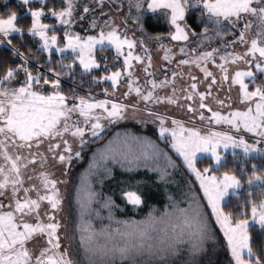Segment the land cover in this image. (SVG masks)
Here are the masks:
<instances>
[{"label": "snow or ice", "instance_id": "1", "mask_svg": "<svg viewBox=\"0 0 264 264\" xmlns=\"http://www.w3.org/2000/svg\"><path fill=\"white\" fill-rule=\"evenodd\" d=\"M4 3L0 264H212L209 246L224 264H264V0H18L27 25ZM129 120L152 135L108 134ZM141 169L119 196L148 210L118 217L96 184Z\"/></svg>", "mask_w": 264, "mask_h": 264}, {"label": "trees", "instance_id": "2", "mask_svg": "<svg viewBox=\"0 0 264 264\" xmlns=\"http://www.w3.org/2000/svg\"><path fill=\"white\" fill-rule=\"evenodd\" d=\"M3 0H0V13H3L5 11V3H2ZM8 5L10 6H14L16 7L20 13H21V20L20 22L27 25L30 22V18L24 13V8L21 4L18 3L17 0H10L8 3ZM160 24L162 25L161 29H157L154 28V30L156 31H167L168 29V25L161 21ZM25 40L27 41V45H30L34 50L38 47L37 43H35L34 39L30 36L27 35V33L25 34ZM25 45V47L27 46ZM5 53V49L4 47L0 46V54ZM13 60H15L16 62H18V60L16 58H12ZM44 59L43 54H41V60ZM34 63H36V61H32ZM32 64V63H31ZM33 67H35L32 64ZM78 75V74H77ZM80 77L78 76V79ZM64 81H62V85L64 87L65 90H67V88H75L77 91H79L80 93H84L87 89V83L85 85H80L78 83H74L73 79L71 77H65L63 78ZM83 79L87 82L88 81V77H83ZM100 86H93L94 91H98V88ZM125 129L130 130L132 132H136L138 134H141L140 131L143 132V129L140 124H131L130 126L128 124H124V125H115L113 128L110 129V133H108L109 135L115 133V131H124ZM145 131V130H144ZM144 133V132H143ZM150 133V135H152V132H148ZM153 139H155V136H153ZM175 158V156H174ZM228 161L231 162L232 161V157L231 154L228 157ZM200 162H202V164L208 163L209 158L206 159H200ZM260 160H257V163H260ZM86 165H83L82 163H79V165L77 166V168L75 169L74 172V176H73V180L77 181L78 175L79 173L83 170V167ZM236 167L237 169L239 168V162H236ZM140 173L143 174V169L140 170ZM140 173L139 175H135V177H133V179H139L140 177ZM99 179V178H97ZM176 179H181V176L179 174V172L176 174ZM121 180H126L125 177L117 175L115 179L111 180V181H105V183L101 186L99 184H96V188L98 191H103L104 193H107L109 195H113V198L117 201L118 204H121L122 208L124 209L123 212L121 211H117L116 215L118 217H134L135 219L141 218V216L148 210V206H144V208L142 210H133L131 208L130 205H125L124 201L120 198L119 196V188L121 187ZM149 189L146 188L145 191H148ZM153 192V191H152ZM242 195H243V190H242ZM232 205L237 204V200L235 197L230 198ZM161 198H156L155 196H152L150 198V204H155L157 207L158 205H160L159 202H161ZM162 204V203H161ZM74 204L69 203V208H70V214H69V218H70V223H72L75 219V212H74ZM233 210H235V208H233ZM102 212L106 213V210H102ZM106 219V218H105ZM103 221V223L107 224L108 220ZM95 223H97V225H99V221H94ZM253 232H254V236L256 237V242L259 243L260 242V232L258 227L253 226ZM222 235V233H221ZM185 259V257L183 255L181 256H177V257H171L169 258V262L168 264H182L183 260ZM205 260H211L212 264H224V262L227 260V255L224 252L223 248H220L215 254L212 251L211 246H209V251L208 254L204 257Z\"/></svg>", "mask_w": 264, "mask_h": 264}, {"label": "rangeland", "instance_id": "3", "mask_svg": "<svg viewBox=\"0 0 264 264\" xmlns=\"http://www.w3.org/2000/svg\"><path fill=\"white\" fill-rule=\"evenodd\" d=\"M10 0H7V3L9 2ZM18 1V0H17ZM52 2L53 3H57V4H61L62 3V0H52ZM2 3L4 4V0L2 1ZM107 8H108V5L107 4H105V10H107ZM97 11H99V9H97ZM50 19V18H49ZM77 30H82V29H80L79 27H77ZM35 41V43H37V41L36 40H34ZM38 45V44H37ZM68 89H72V88H67V90ZM77 91V90H76ZM77 92H79V91H77ZM124 124H128L129 126L131 125V124H138L136 121H134V120H129V121H123V122H121L120 124H118V125H124ZM141 126V125H140ZM114 127V126H113ZM113 127H111V128H113ZM142 128H144L143 129V132L142 131H140L141 132V134H143V135H150V133H148V132H152V130L154 129V125H152V124H149V125H147L146 127L145 126H141ZM110 128V129H111ZM110 129L108 130V133H110ZM145 130V131H144ZM231 154V150H229V152H228V154H227V158L229 157V155ZM206 158H209V155L208 154H206V153H203V154H200V159H206ZM80 163H82V162H80ZM201 164H202V162H201ZM79 165V163H77V164H75V166H74V168H73V171H72V177H70V180H73V176H74V172H75V169L77 168V166ZM117 171L119 172V169H117ZM139 173H140V171H139ZM139 173L137 174V175H139ZM144 176V170H143V174L142 173H140V177H143ZM123 177H125L126 178V180H130V179H133V177H130V176H127V175H125V176H123ZM135 177V176H134ZM149 177L150 178H153V174H149ZM177 180H179V179H177ZM172 188H173V190L175 189V185H172L171 186ZM152 191H153V193H157V189H156V187L155 186H152V189H151ZM153 196H155L156 198H161L162 200H161V202H159L160 203V205H158V207L159 206H161L162 204H164L166 201H165V199H164V196H163V187H160L159 188V190H158V193L157 194H155V195H153ZM162 203V204H161ZM147 212V211H146ZM145 212V213H146ZM144 213V214H145ZM69 214H70V208H69V206H68V213H67V222L68 223H70V218H69ZM102 214L106 217V215H107V213H104V212H102ZM143 214V215H144ZM143 215L141 216V218L143 217ZM141 218H138V219H141ZM105 220H107V219H105ZM115 226V225H114ZM253 226H255V225H253ZM257 227V226H256Z\"/></svg>", "mask_w": 264, "mask_h": 264}, {"label": "flooded vegetation", "instance_id": "4", "mask_svg": "<svg viewBox=\"0 0 264 264\" xmlns=\"http://www.w3.org/2000/svg\"><path fill=\"white\" fill-rule=\"evenodd\" d=\"M153 27H154V28H157V29H161L162 25L159 23V24H157V25H154Z\"/></svg>", "mask_w": 264, "mask_h": 264}]
</instances>
